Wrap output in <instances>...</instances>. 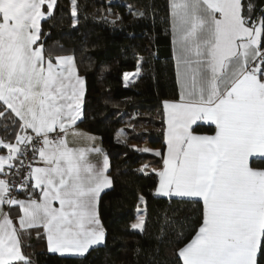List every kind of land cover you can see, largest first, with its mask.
Here are the masks:
<instances>
[{"label":"snow or ice","instance_id":"obj_1","mask_svg":"<svg viewBox=\"0 0 264 264\" xmlns=\"http://www.w3.org/2000/svg\"><path fill=\"white\" fill-rule=\"evenodd\" d=\"M56 7L57 0H0V264H31L21 234L32 230L39 238L42 229L47 251L61 257L106 245L98 206L114 181L106 155L89 158L101 155L95 138L76 128L85 79L73 55L46 57L41 39ZM124 7L134 19L146 16ZM167 23L179 99L163 102L167 149L155 152L163 167L153 170L154 195L195 204L201 214L190 239L186 217L165 216L157 240L167 226L179 229L177 264H264V166H252L264 165V4L168 0ZM142 64L123 74L125 86ZM205 126L211 134L198 132ZM146 167L139 171L147 175ZM139 201L145 207L131 229L144 234L147 201Z\"/></svg>","mask_w":264,"mask_h":264},{"label":"trees","instance_id":"obj_2","mask_svg":"<svg viewBox=\"0 0 264 264\" xmlns=\"http://www.w3.org/2000/svg\"><path fill=\"white\" fill-rule=\"evenodd\" d=\"M256 2L264 4V0ZM125 5L145 10V18L134 19ZM76 19L73 26L71 0H57L54 15L42 21L46 35L41 39L46 57L73 55L85 79L84 114L77 124L100 137L114 181V189L102 194L98 206L106 245L91 249L83 258L61 257L47 251L41 230L39 238L37 230H32L31 235L21 234L23 254L31 264H177L175 233L179 229L167 226L163 242L157 240L167 223L165 216L177 223L186 217L184 234L190 239L201 213L195 204L154 195L157 176L151 167L159 164L161 156L138 151L148 144L163 155L162 102L179 97L167 32L168 0H77ZM141 58L140 76L125 86L123 74L135 72ZM198 132L211 134L207 126ZM4 135L0 130V136ZM143 166L147 175L139 171ZM140 196L147 201L144 234L131 229L137 207H145Z\"/></svg>","mask_w":264,"mask_h":264},{"label":"crops","instance_id":"obj_3","mask_svg":"<svg viewBox=\"0 0 264 264\" xmlns=\"http://www.w3.org/2000/svg\"><path fill=\"white\" fill-rule=\"evenodd\" d=\"M68 55V54H67ZM58 56H63V55H58ZM56 57V56H55ZM55 57H54V59H55ZM127 73H131V72H127ZM81 76V75H80ZM81 77H83V76H81ZM84 78V77H83ZM131 80V79H130ZM179 99V97L177 98V99H168V100H164V101H173V100H178ZM163 101V102H164ZM163 102H162V108H163ZM163 114H164V108H163ZM76 128H77V130L78 131H80V132H82V133H84L86 136H90V137H94L95 138V146L96 147H99L100 149H101V147H100V137L97 135V134H95V133H92V132H89V131H86L85 129H83L82 127H80L78 124L76 125ZM166 129V124H165V116H164V130ZM163 137H164V144H165V148H164V152H166V149H167V146H166V143H165V136L163 135ZM76 144L78 145V146H84L85 144H86V142L84 141V140H79V141H77L76 142ZM156 151H158L156 148H151V150H149L148 152H150V153H152V154H154L155 155V152ZM163 152V153H164ZM103 155H106L103 151H102V149H101V155H97V154H95V153H92V154H90V160L92 161V162H99V161H101L102 160V156ZM107 156V155H106ZM163 167V161H162V159L160 160V162H159V164L158 165H154V166H152L151 167V170L153 171V170H159V169H161ZM154 172V171H153ZM155 173V172H154ZM109 176H110V174H109V171H108V173H107ZM157 185H158V177H157V184H156V187H157ZM156 187H155V189H156ZM155 189H154V192H155ZM161 197H163V196H161ZM19 199H23V198H19ZM6 211H7V209H6ZM12 211H14L15 213H14V215H12L11 214V216L13 217V219L15 220V218H16V216H17V211L16 210H12ZM135 221V220H134ZM133 221V222H134ZM133 222H132V224H133ZM41 231H42V229H41ZM46 240V239H45ZM46 248H47V243H46Z\"/></svg>","mask_w":264,"mask_h":264},{"label":"rangeland","instance_id":"obj_4","mask_svg":"<svg viewBox=\"0 0 264 264\" xmlns=\"http://www.w3.org/2000/svg\"><path fill=\"white\" fill-rule=\"evenodd\" d=\"M132 73H134V72H132ZM131 79H132V78H131ZM201 134H204V133H201ZM151 148H152V147H151V146H149L148 144H145V145H144V149L151 150ZM140 208H141V209H143V207H141V206H140ZM140 214H141V215H143V214H144V212H141ZM136 221H137V211H136V217H135V221H134L133 223H135Z\"/></svg>","mask_w":264,"mask_h":264},{"label":"built area","instance_id":"obj_5","mask_svg":"<svg viewBox=\"0 0 264 264\" xmlns=\"http://www.w3.org/2000/svg\"><path fill=\"white\" fill-rule=\"evenodd\" d=\"M17 198H24V196L23 195H19V196H17Z\"/></svg>","mask_w":264,"mask_h":264}]
</instances>
